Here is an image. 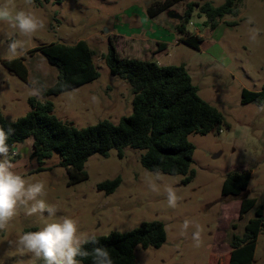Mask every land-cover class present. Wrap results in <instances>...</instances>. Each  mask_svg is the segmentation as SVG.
<instances>
[{"label":"rangeland","instance_id":"obj_1","mask_svg":"<svg viewBox=\"0 0 264 264\" xmlns=\"http://www.w3.org/2000/svg\"><path fill=\"white\" fill-rule=\"evenodd\" d=\"M160 1L164 0H41L29 5L26 0H14L17 8L31 11L45 26L28 38L0 23L2 113L12 121L25 116L31 110L29 98L35 97L31 90L41 99L42 92L58 77V70L40 52L27 56L30 84L9 72L3 60L25 56L29 50L52 42L73 44L85 40L95 52L94 63L100 77L50 97L54 114L76 128L103 120L118 123L120 118L131 115V86L111 74L102 56L113 37L111 32L133 34L145 22L141 11ZM190 2L199 6L194 8L187 29L202 35L200 48L168 41L164 51L156 52L148 60L161 66L184 64L199 95L224 116L220 130L189 136L195 146L194 179L184 184L183 176L148 171L140 162L145 151L128 147L124 158L118 156L116 149L108 157L93 155L85 165L89 178L67 186L61 156L55 152L43 161L32 158L29 139L18 144L11 156L14 171L30 183L43 182L46 193L43 199L57 212L55 217L47 213L41 217L28 216L20 210L7 228L0 231V264L42 263L17 248L15 242L24 232L36 231L50 220L64 216L78 222L79 234L84 238L128 232L142 222L161 221L167 232L166 242L160 248L138 246L136 264H228L229 234L242 235L245 224L254 216L249 213L239 219L242 199L249 196L264 203V105L241 103L244 88L257 91L264 86V0H244L238 17L227 16L213 30L205 25L206 17L200 6L205 2L220 6L225 0H183L163 12L157 22L167 20L177 24L178 20L170 18V13L183 16ZM4 3L5 0H0V5ZM128 10L136 12L131 18L134 23H129ZM14 39L19 46L15 53H10L9 44ZM24 148L28 149L26 153L22 152ZM248 168L253 171L248 190L239 197H224L221 190L226 175ZM116 178L121 179V184L114 193L107 194L98 188L99 183ZM151 181L159 185L158 192L149 189ZM167 186H172L179 197L175 208L168 206ZM186 219L190 220V227L184 233ZM233 224L236 229H232ZM197 225L201 229L199 247L192 240ZM253 264H264V233L258 237Z\"/></svg>","mask_w":264,"mask_h":264},{"label":"trees","instance_id":"obj_2","mask_svg":"<svg viewBox=\"0 0 264 264\" xmlns=\"http://www.w3.org/2000/svg\"><path fill=\"white\" fill-rule=\"evenodd\" d=\"M181 1L155 2L147 8V13L154 18ZM243 1L225 0L220 6L205 2L200 6L206 17L205 25L213 30L227 16L238 17ZM196 6H199L196 2L188 3L176 30L180 43L199 49L203 37L187 29ZM159 46L166 48L167 45L159 43ZM38 52L58 70V77L42 92L41 99L29 98L31 110L25 116L12 121L0 110V127L6 132L9 127L14 129L8 140L12 150L32 139V158L43 161L58 153L62 158L61 166L67 173V186L89 178L85 165L93 155L108 157L110 151L116 149L118 156L124 158L128 147L145 151L140 156V162L148 171L183 176L184 184L194 179L196 173L192 164L195 146L189 136L207 135L215 129L220 130L224 116L199 95V89L184 64L161 66L156 61L124 57L110 37L108 50L102 58L113 76L131 86L133 113L120 118L118 123L103 120L92 126L76 128L54 114V103L49 98L97 80L100 72L94 63L95 52L85 40L75 44L52 42L29 50L25 56L3 60L2 64L9 72L30 84L26 60L28 55ZM241 103L263 106L264 86L257 91L244 88ZM252 172L251 168L230 171L223 181L222 195L241 196L249 188ZM120 184L121 179L116 178L99 183L98 188L112 194ZM249 213L254 216L245 224L243 234H229L231 252L228 264H253L258 237L264 233V203L258 198L245 196L241 201L239 219ZM236 228L237 225L233 224L232 229ZM94 237L98 243L85 245L88 250L103 246L109 251L113 264H136V248H160L166 242L167 232L161 221L154 220L142 222L128 232H111ZM83 264H91V257Z\"/></svg>","mask_w":264,"mask_h":264},{"label":"clouds","instance_id":"obj_3","mask_svg":"<svg viewBox=\"0 0 264 264\" xmlns=\"http://www.w3.org/2000/svg\"><path fill=\"white\" fill-rule=\"evenodd\" d=\"M33 0H26L31 5ZM249 23L252 18H249ZM0 23L8 25L18 36L32 38L35 33L44 28L41 19L31 11L17 8L14 0H5L0 5ZM17 40L9 44L10 53H15L18 47ZM31 95L39 98L35 90ZM14 129L9 127L7 132L0 127V231L5 230L9 223L18 215L20 210L28 216H41L45 213L49 217L56 216V208L49 205L45 196L43 182L30 183L21 174L14 171L11 156V146L8 143L9 136ZM156 179H160V173H155ZM148 187L153 192L159 191V185L151 181ZM167 203L170 208H175L179 197L172 186L165 188ZM190 227V220L183 224V232ZM192 240L197 247L201 241V229L197 225L192 234ZM97 244L95 237L84 238L79 234L78 222L69 216L50 220L36 231H26L19 235L15 242L16 247L34 258L42 261V264H83L84 260L91 257V264H113V259L103 246H97L88 250L85 245Z\"/></svg>","mask_w":264,"mask_h":264},{"label":"crops","instance_id":"obj_4","mask_svg":"<svg viewBox=\"0 0 264 264\" xmlns=\"http://www.w3.org/2000/svg\"><path fill=\"white\" fill-rule=\"evenodd\" d=\"M147 8L141 11V15L145 21L144 24L138 26L133 34L129 33L123 36V33L111 32L113 36L111 38L115 40L118 51L124 57L148 60V58L156 52L164 51L168 46V41H173L175 43L179 41V35L176 30L177 24L167 20L162 23L157 22V18L162 16V13L151 18L147 13ZM134 13L136 12L131 10L127 11L129 23H134L133 20H131V18L135 16ZM144 14L146 15L145 17L143 16ZM195 32L197 35L202 36L199 31ZM159 43L166 44V48H160Z\"/></svg>","mask_w":264,"mask_h":264},{"label":"water","instance_id":"obj_5","mask_svg":"<svg viewBox=\"0 0 264 264\" xmlns=\"http://www.w3.org/2000/svg\"><path fill=\"white\" fill-rule=\"evenodd\" d=\"M170 18H172V19H176V20H178V21H181L182 18H183V16H181L180 14H178V13H176V12H171V13H170ZM27 151H28V149H26V148H24V149L22 150L23 153H26Z\"/></svg>","mask_w":264,"mask_h":264},{"label":"built area","instance_id":"obj_6","mask_svg":"<svg viewBox=\"0 0 264 264\" xmlns=\"http://www.w3.org/2000/svg\"><path fill=\"white\" fill-rule=\"evenodd\" d=\"M15 148H16V147H14V149L12 150V152H14V153H15Z\"/></svg>","mask_w":264,"mask_h":264}]
</instances>
